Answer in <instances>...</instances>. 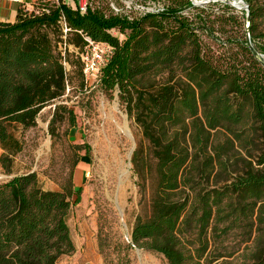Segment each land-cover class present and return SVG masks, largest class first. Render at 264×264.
Here are the masks:
<instances>
[{"label": "trees", "instance_id": "trees-1", "mask_svg": "<svg viewBox=\"0 0 264 264\" xmlns=\"http://www.w3.org/2000/svg\"><path fill=\"white\" fill-rule=\"evenodd\" d=\"M73 1L41 0L33 10L21 7L15 22H0L3 171L12 174L24 150L18 127L23 132L36 128L46 107L55 105L52 136L61 112L76 126L74 110L63 104L67 64L84 86L80 54L86 39L106 43L113 52L98 83L109 93L118 90L143 136L132 165L140 203L148 211L134 222L133 244L163 255L168 264H208L211 241L247 222L255 238L252 264H264V66L247 38L249 33L264 54V0H244L250 7L249 28L246 13L233 14L227 3L224 12L215 13L211 4L172 0L161 11L128 17L106 14L89 3L82 12L79 1ZM188 9L195 12L186 15ZM62 18L71 29L66 39ZM227 26L238 28L241 37L229 34ZM222 38L237 48L228 62L210 51L209 41ZM257 134L261 154L249 153L252 159L243 158V170L231 181L208 187L215 172H228L232 146L238 142L246 149L256 144ZM72 149L75 166L81 152H90L87 144ZM81 193L72 175L59 190L44 189L36 172L1 183L0 264H57L72 255L76 247L69 218Z\"/></svg>", "mask_w": 264, "mask_h": 264}, {"label": "rangeland", "instance_id": "rangeland-1", "mask_svg": "<svg viewBox=\"0 0 264 264\" xmlns=\"http://www.w3.org/2000/svg\"><path fill=\"white\" fill-rule=\"evenodd\" d=\"M78 1L87 2L106 14L128 17L158 12L173 3L172 0ZM68 2L74 4L73 0ZM210 4L213 5V12H224L225 2L220 0L201 7ZM194 12L185 10L186 15ZM232 13L242 17L246 12L234 9ZM226 30L236 37L242 35L235 26H227ZM260 30H264V22ZM224 43V38L219 42L209 41L210 51L222 62H228L237 48ZM67 70L70 79L63 104L74 110L76 126L72 127L68 115L61 112L55 126L56 136H52L49 124L55 105H51L38 116L36 128L23 132L18 127L16 134L23 142L24 150L16 156L12 174H6L0 166V184L14 176L36 172L46 190H59L71 175L76 188L82 187L81 195L74 199L69 218L76 251L62 257L57 264H168L163 255L137 247L132 242L131 234L137 216L148 211L140 203L137 177L132 165L133 154L143 141L141 128L128 115L126 106L119 99L118 90L109 93L98 83L101 73L93 81L85 79L83 86L81 75L74 73V68L68 64ZM253 136L256 144L246 149L240 148L238 142L232 146L228 156V172H215L210 183L206 182L208 187H220L231 181L243 170V158L252 159L250 154L251 157L261 154L262 141L258 134ZM75 144L90 147L89 154L80 153L77 166V155L72 149ZM123 172L125 175L121 174ZM246 225L247 222L242 228L222 236L216 243L211 241L208 264L253 263L255 238L251 236L250 228H245ZM210 237H221V234H211Z\"/></svg>", "mask_w": 264, "mask_h": 264}, {"label": "built area", "instance_id": "built-area-1", "mask_svg": "<svg viewBox=\"0 0 264 264\" xmlns=\"http://www.w3.org/2000/svg\"><path fill=\"white\" fill-rule=\"evenodd\" d=\"M17 3H24L25 0H8ZM87 2L79 3V9L82 12L86 11ZM27 9L33 10L34 6L27 5ZM61 27L64 34L63 39H66V36L71 31L68 27L64 18L61 19ZM115 35L118 33L114 32ZM87 46L84 51L80 54L81 60L84 64V75L87 81L95 80V77L101 73V69L107 64L110 59L113 49L108 44L103 42L93 41L89 38L86 39ZM66 45V44H65ZM64 46V45H63ZM62 45H60L61 49H64ZM72 49V47H70Z\"/></svg>", "mask_w": 264, "mask_h": 264}, {"label": "water", "instance_id": "water-1", "mask_svg": "<svg viewBox=\"0 0 264 264\" xmlns=\"http://www.w3.org/2000/svg\"><path fill=\"white\" fill-rule=\"evenodd\" d=\"M194 6H205L211 2H216L219 0H202L199 3L194 2L193 0H190ZM228 5H230L232 8L238 10V11H245L247 16V28L250 26V11H249V5L244 0H220ZM248 47L252 51L253 55L261 62V64L264 66V54L259 53L254 45L252 44L250 40V35L248 33ZM129 137L132 139V137L129 134ZM135 150V147L132 151V154Z\"/></svg>", "mask_w": 264, "mask_h": 264}, {"label": "crops", "instance_id": "crops-1", "mask_svg": "<svg viewBox=\"0 0 264 264\" xmlns=\"http://www.w3.org/2000/svg\"><path fill=\"white\" fill-rule=\"evenodd\" d=\"M38 1L41 0H25L24 3H17L8 0H0V22H10V23L15 22L17 18L18 10L21 7L26 8L27 5L34 6V4L37 3ZM66 1L68 2L69 0ZM51 2L57 4L58 0H51ZM2 152L3 151L0 148V155Z\"/></svg>", "mask_w": 264, "mask_h": 264}, {"label": "bare ground", "instance_id": "bare-ground-1", "mask_svg": "<svg viewBox=\"0 0 264 264\" xmlns=\"http://www.w3.org/2000/svg\"><path fill=\"white\" fill-rule=\"evenodd\" d=\"M194 2H196V3H199L200 2V0H193ZM114 153V152H113ZM119 155V154H118ZM119 157V156H118ZM117 158V157H116ZM122 175H125V173L123 172V173H121Z\"/></svg>", "mask_w": 264, "mask_h": 264}]
</instances>
